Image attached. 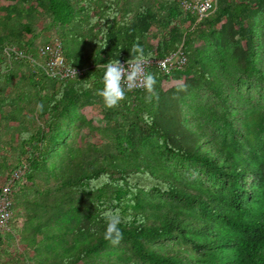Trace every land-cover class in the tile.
Returning <instances> with one entry per match:
<instances>
[{
    "label": "trees",
    "instance_id": "trees-1",
    "mask_svg": "<svg viewBox=\"0 0 264 264\" xmlns=\"http://www.w3.org/2000/svg\"><path fill=\"white\" fill-rule=\"evenodd\" d=\"M56 41L76 77L52 76ZM134 45L187 64L109 109L104 65ZM23 167L0 264H264V0L201 21L180 0H0V195ZM109 210L131 217L118 245Z\"/></svg>",
    "mask_w": 264,
    "mask_h": 264
},
{
    "label": "clouds",
    "instance_id": "clouds-1",
    "mask_svg": "<svg viewBox=\"0 0 264 264\" xmlns=\"http://www.w3.org/2000/svg\"><path fill=\"white\" fill-rule=\"evenodd\" d=\"M150 55L151 53L146 56L142 47L134 45L131 59H128L126 63L121 62V60H110L104 65L103 87L96 94L102 97L107 108L117 107L126 99V92L133 91L138 87L146 90L149 94L145 98L146 102H151L152 95L155 94L156 77L146 71ZM39 107L42 108V105ZM29 136V133L24 134L25 139ZM103 215L107 221L104 239L113 245H118L123 239V233L119 225L122 222H129L131 217H128L126 221H122L119 212L111 210L106 211Z\"/></svg>",
    "mask_w": 264,
    "mask_h": 264
},
{
    "label": "built area",
    "instance_id": "built-area-1",
    "mask_svg": "<svg viewBox=\"0 0 264 264\" xmlns=\"http://www.w3.org/2000/svg\"><path fill=\"white\" fill-rule=\"evenodd\" d=\"M180 3L185 11L190 12L198 17V21L207 18L213 12L216 11L218 0H180ZM52 47V60L50 63L52 76L59 78L60 80H66L76 77L80 71L67 65V61L63 57L60 49L59 41L53 43ZM127 60L121 62L126 63ZM187 64V57L180 49L177 53L170 55L164 59L149 60V64L146 65V71L150 73V69L156 66L166 74L182 70ZM144 88L138 87L133 91H142ZM132 92V91H131ZM26 173V167L19 169L10 180L9 184L4 187L2 194L0 195V234L10 232L11 221L13 217V197H12V185L15 181L23 178Z\"/></svg>",
    "mask_w": 264,
    "mask_h": 264
},
{
    "label": "rangeland",
    "instance_id": "rangeland-1",
    "mask_svg": "<svg viewBox=\"0 0 264 264\" xmlns=\"http://www.w3.org/2000/svg\"><path fill=\"white\" fill-rule=\"evenodd\" d=\"M223 25V22L217 27L218 30L221 29ZM155 44H157V42L155 41ZM82 46V45H81ZM82 49H87V47L83 46L81 47ZM86 52H88V49L86 50ZM184 78V74L182 73H176L174 74V76L172 78H170L169 81H166L164 83V89H168L171 86L180 83L181 79ZM85 115L88 117V119L93 120L96 126H102L104 125V121H103V112L102 109L100 107H89L87 109L84 110ZM83 134H89V130L84 129L82 131ZM95 141H98L97 138H95ZM25 218V217H24ZM20 220L22 221V225H20ZM37 224V222L35 223ZM38 225V224H37ZM19 226H23V218L19 219ZM36 226V225H35ZM37 227H35L36 229ZM28 231V230H27ZM7 248V247H6ZM23 249H25V247L23 245L20 244V238L19 235H17L15 237V239H13V241L11 242V245L8 246V251L11 255H8L12 258H18L19 257V251H24ZM28 250V248H27ZM29 251V250H28ZM25 253H28L26 251H24ZM30 252V251H29ZM7 256V255H6ZM4 257L7 259V257ZM24 257V254L22 255ZM26 264H30V263H26Z\"/></svg>",
    "mask_w": 264,
    "mask_h": 264
},
{
    "label": "crops",
    "instance_id": "crops-1",
    "mask_svg": "<svg viewBox=\"0 0 264 264\" xmlns=\"http://www.w3.org/2000/svg\"><path fill=\"white\" fill-rule=\"evenodd\" d=\"M25 221V219L23 218V222ZM20 225H22V221L20 220Z\"/></svg>",
    "mask_w": 264,
    "mask_h": 264
}]
</instances>
